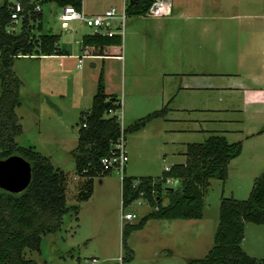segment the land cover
<instances>
[{
    "label": "rangeland",
    "instance_id": "obj_1",
    "mask_svg": "<svg viewBox=\"0 0 264 264\" xmlns=\"http://www.w3.org/2000/svg\"><path fill=\"white\" fill-rule=\"evenodd\" d=\"M40 1H43L40 5L43 16L41 34L59 36L62 47L72 50L74 55L80 54L78 42L89 33V29L74 22L71 24L73 32H66L59 19L60 7L48 0ZM227 1L221 0L223 16H231L235 12L226 10ZM244 1L249 4L246 11L244 6L240 8V16L248 14L259 18V15L264 14V0ZM121 5L122 0H82V8L87 15L99 14L112 6L120 8ZM21 25L22 23H18L15 26L16 33L21 30ZM66 63L69 65L67 72H64L65 67L61 68L57 60L49 58H16L13 63V71L22 82L21 105L16 109L22 132L15 138V142L21 148H33L35 152L47 157L55 169L64 173L66 205L70 208L63 217L60 229L42 237L40 252L26 250L25 258L40 264H86L87 259H95V264H120L119 257L125 258L127 252L123 246L124 227H121V213H134L137 217L131 224L135 225L151 211V207L136 201L124 206L122 210L121 177L116 169L108 174L95 176L90 184V197L87 200L80 199V195L89 189V179L77 174L72 151L77 147L78 131L84 114L90 110L95 89L92 87L89 90L91 84L88 86V83H83L89 82L91 78L85 77L86 68L92 67L88 60L82 61L81 69L76 68V61L70 60ZM100 72L101 70L97 71V78ZM92 75L95 76V72ZM219 79L228 81L225 78ZM115 82L114 85L118 87L117 78ZM171 98L169 118H174L175 127L185 125L182 120L194 125L203 119L216 121L212 122L214 126L207 124L206 129L209 131L231 130V127L223 125L230 121L234 122L232 128H236L235 130L253 128L247 121L248 112L242 106L240 94H222L215 90L193 92L173 89ZM116 115L122 118L121 113ZM153 123L161 122L156 120ZM127 126L124 125V129ZM155 128L158 129V126ZM153 132L154 129L149 128V134ZM130 135L125 134V149L129 148V144L126 148V139ZM211 135L213 133L207 134L206 139ZM149 139H145V144L140 147V152L147 160L134 158L129 161L126 176L131 175L129 165L133 170L136 169L135 174L152 172L151 175L160 176L162 171H159V167L177 163L170 156L164 159L163 155L153 153L155 142L151 145L152 140ZM256 139L247 142L244 151L243 139L237 140L242 145L241 157L231 169L232 175L228 180H209L201 220L147 221L141 230L131 232L127 238L126 246L132 251L133 257L128 261L124 260L122 264H187L190 260L203 259L213 245L219 225L222 198L247 200L255 180L264 172V146L261 150H254L252 145ZM190 140L180 141L174 150H184L188 143L204 142L202 133L190 137ZM133 150H138L137 145H134ZM158 157L159 160L155 161ZM149 163L152 165H148ZM169 186L175 189L179 185L178 182H173ZM241 247L250 257L263 260L264 224L246 223Z\"/></svg>",
    "mask_w": 264,
    "mask_h": 264
},
{
    "label": "trees",
    "instance_id": "obj_2",
    "mask_svg": "<svg viewBox=\"0 0 264 264\" xmlns=\"http://www.w3.org/2000/svg\"><path fill=\"white\" fill-rule=\"evenodd\" d=\"M12 1H19L25 9L19 33L7 32L11 22ZM59 7L73 6L80 9L82 0H48ZM152 0H136L128 6L129 16H143ZM40 0H2L0 3V160L18 155L32 168V180L21 194H12L0 189V264H40L25 258L26 250L39 253L42 237L57 232L65 214L66 205L64 173L55 169L47 157L33 148L17 146L15 138L21 135L16 109L20 103L21 80L13 71L14 59L35 56H68L60 49L59 36L44 35L42 12L34 13ZM83 46L96 50L118 45L116 38L82 37ZM120 109L118 99L105 92L103 74L98 78L96 93L90 110L85 113L78 131V144L72 151L77 174L87 177V200L91 195V180L110 171H103L100 161L109 156L120 137L121 126L116 116L106 117ZM166 108L137 120L124 129V134L137 132L154 119L165 116ZM85 125V126H84ZM241 143L229 144L221 135H211L203 143L189 144L186 148V163L175 165L159 178L124 177L121 182L123 207L129 206L144 194L151 211L135 224H126L123 230V246L127 249L124 260H131L133 253L126 240L133 231L141 230L149 220H201L204 210V195L209 180L226 181L232 160L241 155ZM178 182L173 189L167 180ZM138 181V185L135 182ZM264 224V172L255 180L247 200L222 198L219 209V225L213 245L203 259L190 260L187 264H264L247 255L241 244L244 225ZM47 264V263H42Z\"/></svg>",
    "mask_w": 264,
    "mask_h": 264
},
{
    "label": "crops",
    "instance_id": "obj_3",
    "mask_svg": "<svg viewBox=\"0 0 264 264\" xmlns=\"http://www.w3.org/2000/svg\"><path fill=\"white\" fill-rule=\"evenodd\" d=\"M166 4L167 14L159 19L144 15L128 16L124 37H116L120 41L118 45L99 51L94 46H83L79 42L80 54L74 55L72 50L58 43L60 49L68 51V56L39 58L57 60L61 68L65 67L64 72H67L69 66L66 62L76 61V68L81 69L82 61L88 60L92 67L86 68L85 77L91 78L89 82L83 83H88V86L91 84L89 90L93 87L94 94L98 84L96 73L101 70L106 94L115 96L120 105L119 110L109 115L117 117L116 113H121L122 118L117 117V120L119 124L123 122L120 124L123 130L124 125H128V128L137 120L166 108L165 116L154 119L137 132L130 133L128 140L126 139V148L128 144L129 148L126 149L124 177L129 161L134 158L147 160L140 152V147L149 138L152 140L151 145L155 142L153 153L163 155L164 159L170 156L177 161L170 166L159 167L161 175L175 165L186 163L184 157L187 145L194 143L187 142L186 148L180 150L181 152L174 148L182 140L191 141L190 137L198 133H202L203 141L207 134L212 133L223 136L229 144L243 139V151L247 142L253 138H257L252 145L254 150H261L264 146V14L259 15V18L248 14L240 16V8L244 6L246 11L249 4L244 0L227 1L226 10L235 11L231 16H223L221 0H166ZM82 55L87 57L79 63L76 56ZM93 72L95 76L92 75ZM115 78L118 79V87L114 85ZM219 78L228 81H221ZM173 89L193 92L215 90L222 94H240L242 106L248 112L247 121L253 126L252 130H235L236 128H232L234 122L230 121L231 125L229 122L223 125L231 127V130L209 131L206 129L207 124L214 126L212 122L216 121L203 119L194 125L182 120L185 125L175 127L174 118H169ZM82 91L83 88L81 94ZM156 120L161 123H153ZM149 128L154 129V132L149 134ZM134 145L138 147L136 152L133 150ZM238 158L230 162L227 180L232 175L231 169ZM133 169L129 165L131 175L126 177L161 176H153L150 174L152 172L135 174L136 169Z\"/></svg>",
    "mask_w": 264,
    "mask_h": 264
},
{
    "label": "built area",
    "instance_id": "obj_4",
    "mask_svg": "<svg viewBox=\"0 0 264 264\" xmlns=\"http://www.w3.org/2000/svg\"><path fill=\"white\" fill-rule=\"evenodd\" d=\"M135 1L136 0H122V5L120 8L112 6L96 15H87L86 12L83 10L82 6L79 10L70 5L60 7L61 16L59 19L61 27L66 32H73L71 24L77 22L89 29V33L87 34L89 36H100L108 38L118 37L122 39L125 34L127 19L129 16L127 13L128 6ZM11 5L12 6L10 17L12 24L9 26L7 32L9 34H15V26L18 23H22V20L26 14L23 5L19 1H12ZM33 12H42L40 4H35ZM166 14V0H152L144 16L159 19L164 17ZM80 43L82 42L80 41ZM76 57L79 59V63H81V59L87 56L82 55L81 57ZM78 67H80V65H78ZM100 165L102 166L103 171H111L113 169H116L121 177V182L123 181L126 166V149L125 135L122 127L120 137L115 142L111 154L109 156L103 157L100 161ZM171 183H173V180L168 179L167 184ZM135 185H138V181L135 182ZM143 197L144 194L141 193L140 198L137 201L143 204L147 203ZM136 217L137 216L134 213L122 212L120 217L121 227H124L126 224H131ZM85 262L86 264H95L97 261L95 259H87L85 260ZM119 263H123L122 257H119Z\"/></svg>",
    "mask_w": 264,
    "mask_h": 264
},
{
    "label": "water",
    "instance_id": "obj_5",
    "mask_svg": "<svg viewBox=\"0 0 264 264\" xmlns=\"http://www.w3.org/2000/svg\"><path fill=\"white\" fill-rule=\"evenodd\" d=\"M32 180V168L24 158L14 155L0 160V189L12 194L23 193Z\"/></svg>",
    "mask_w": 264,
    "mask_h": 264
}]
</instances>
